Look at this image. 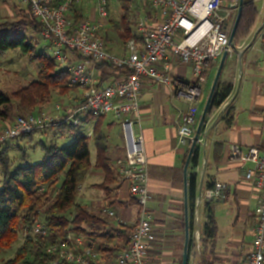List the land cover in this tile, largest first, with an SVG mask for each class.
I'll use <instances>...</instances> for the list:
<instances>
[{
	"label": "crops",
	"instance_id": "0c3cea01",
	"mask_svg": "<svg viewBox=\"0 0 264 264\" xmlns=\"http://www.w3.org/2000/svg\"><path fill=\"white\" fill-rule=\"evenodd\" d=\"M126 6L130 10L129 25L122 22L124 3L121 0L108 1L109 15L106 20L101 19L95 0H81L69 16L73 19L102 21L104 23L102 37L107 50L114 55L126 56L127 43L138 37L136 25L142 16L149 17L154 24L161 22L160 12L149 3L128 1ZM257 22L256 19L250 34L240 40L226 59L217 89L222 91L231 86V94L224 103L228 105L224 108L223 104L220 108L209 110L206 125L196 147L199 149V166L196 169L197 193L216 182L226 183L230 187L224 200L204 202L195 208L193 224L201 234L206 223L208 205L217 221L215 245L217 264H247L252 251L254 229L258 222L256 210L259 194L253 184L245 178L246 167L250 164L244 165L240 158L232 156L233 146H237L242 154H246L251 147H257L260 153L264 154V49L260 38L264 20L262 23ZM169 58L172 62V75L193 81L190 66L181 63L172 52L169 53ZM220 60L221 58L212 65L202 95L195 104L179 98L174 88L169 85L148 79L143 83L140 108L135 115L136 131L144 136L149 173L148 190L151 196L146 208L152 216L156 237L146 264H182L185 245L184 167L192 141L187 144L179 142L178 125L180 115L191 109L195 111L200 121ZM124 75L123 70L108 65L101 66L96 71V79L100 84L121 81ZM55 94L53 93L51 99L43 104L48 108L43 107L39 109L40 112H54L51 113L54 115L71 112L82 97L81 91L76 89L59 97ZM10 115L7 121L0 120V129L15 121L16 112L13 111ZM97 123L106 137L109 159L115 163L118 159L124 158L126 137L121 120L107 115L100 120L90 119L83 123L81 129L88 126L83 132L86 136L91 132L92 135L88 137L93 141ZM51 130L52 128L46 130L44 134L50 133ZM40 134L42 133L31 140L40 137ZM95 151L96 155L93 157L90 149L91 169L80 185L77 203L99 216L106 224L105 229L112 234L123 227L132 229L139 222L140 206L131 202L133 197L130 195L128 184L124 182H121L111 198H107L104 191L97 187L103 183L105 174L96 167L97 149ZM190 171L189 165L188 178ZM110 211H114L115 215L110 216ZM83 227L87 232L92 231L89 224H84ZM229 229L234 244L230 252L226 246L229 237H225L227 234L220 237L222 230L227 232ZM77 237L84 238L81 235ZM90 241L94 244L92 239ZM123 245L124 242L114 239L111 246L114 249L112 257H115ZM203 251L201 243L199 251L190 252V261L199 264ZM106 256L108 257L101 253L102 260Z\"/></svg>",
	"mask_w": 264,
	"mask_h": 264
},
{
	"label": "built area",
	"instance_id": "2783aa9c",
	"mask_svg": "<svg viewBox=\"0 0 264 264\" xmlns=\"http://www.w3.org/2000/svg\"><path fill=\"white\" fill-rule=\"evenodd\" d=\"M80 1L20 0L41 25V35L49 42L58 67L69 73L68 86L80 90L82 97L71 112L58 115L31 112L18 116L11 125L0 129V147L9 140L39 134L63 124L81 127L85 120H98L107 115L120 119L126 137V154L114 166L140 206L139 222L130 231L128 246L119 250L114 258L104 261L90 240L70 233L67 241L49 245L47 252L55 255L52 264H146L156 237L152 216L146 208L151 196L144 136L136 131L135 115L140 108L143 83L148 79L169 85L179 98L195 104L202 95L212 65L224 53L232 52L230 22L238 13L241 0H132L149 3L157 9L161 22L154 24L149 17L142 16L136 25L138 37L127 43L126 56L114 55L107 50L102 37V21L75 22L69 16L71 7ZM95 1L101 19L106 20L109 0ZM260 38L264 49V25ZM170 52L191 67L193 81L171 74ZM103 63L123 70V79L100 84L96 71ZM198 122L192 109L180 115L178 138L181 144L193 141ZM91 135V132L87 134ZM232 156L240 158L244 165L250 164L246 167L245 178L259 194L258 222L247 264H264V154L257 147L242 154L237 146H233ZM229 190L228 184L216 182L213 187L197 193L195 208L204 202L224 200ZM109 214L114 216L115 212ZM30 235L47 237L46 224L34 220ZM192 242L193 250L199 251L202 243L199 229L193 231Z\"/></svg>",
	"mask_w": 264,
	"mask_h": 264
},
{
	"label": "trees",
	"instance_id": "16d2710c",
	"mask_svg": "<svg viewBox=\"0 0 264 264\" xmlns=\"http://www.w3.org/2000/svg\"><path fill=\"white\" fill-rule=\"evenodd\" d=\"M121 1L124 3L122 22L124 25L126 23L129 25L130 10L126 4L132 0ZM74 8L75 5L71 7V11H75ZM27 9L30 25L35 26L41 35V25L32 16L30 8L27 7ZM256 19L257 11L254 2L245 0L242 18L234 38L235 45H238L241 39L250 34ZM82 20L74 19L75 22ZM24 25L23 22H17L6 23L0 27V54L15 49L28 54L31 62L36 65L37 78L28 86L19 88L12 94L0 89V120L2 121H7L10 118L8 107L12 101L17 102L20 111L26 114L35 113L37 112L36 108L47 103L53 93L65 95L70 90H75L68 86L69 73L61 70L52 56H48L44 52L35 54V44L38 42H32L28 37V32L21 30ZM104 65L112 67V65L103 63L98 68ZM231 91V86L222 91L217 89L210 110L220 108L228 100ZM86 122L87 120L83 123ZM59 128L62 133L72 132L75 135L73 142L63 147L43 146L44 161L18 167L5 182L4 187L0 189V253L11 249L18 242L23 228H27L31 232L34 220L42 221L48 230L47 237L39 238L33 237L29 232L22 246L16 250L15 256L3 264H52L55 255L47 252L48 246L59 241H67L70 233L81 235L86 240L92 239L93 245L99 253L108 255L104 261L114 258L111 255L114 250L111 246L115 238L124 242L123 248L129 244L131 229L120 228L114 235L105 229L106 224L99 216L90 213L77 203L80 185L91 169L90 138L82 132L81 128L74 125L63 124L59 125ZM32 135H25L23 138ZM93 138L97 149L96 167L105 174L103 183L97 187L104 191L107 198H111L123 179L117 172L114 162L107 155L106 137L98 123L95 126ZM1 149L2 147H0ZM3 156L4 153H1L2 161L4 160ZM198 166L199 149L196 148L191 159V171L188 178L190 233L195 230L193 223L198 189V173L196 172ZM213 185L208 187L211 188ZM131 202L138 205L134 198ZM84 224H89L92 231L87 232L83 227ZM217 233V221L208 205L206 223L202 232L204 251L199 264H217L218 257L215 249ZM192 251V245H190V252Z\"/></svg>",
	"mask_w": 264,
	"mask_h": 264
},
{
	"label": "rangeland",
	"instance_id": "374dc122",
	"mask_svg": "<svg viewBox=\"0 0 264 264\" xmlns=\"http://www.w3.org/2000/svg\"><path fill=\"white\" fill-rule=\"evenodd\" d=\"M254 6L257 11V23H262L264 20V0H257L254 2ZM236 16L237 13L230 22V29L235 22ZM17 22H23L25 25L21 27V30L28 32V37L32 42H38V44H35V54L44 52L46 55L52 56L49 50L48 42L41 37L35 26L30 25L31 22L27 6H24L20 0H0V27L6 23L14 24ZM36 78V65L31 62L28 54L22 53L19 49L9 50L6 53L0 54V89L3 92L12 94L19 88L28 86L31 82H33V80H36ZM55 96L59 97L60 94L56 92ZM43 107L46 109L48 108V106H43V104L39 105L36 108V113H45L39 111V109H43ZM8 110L10 114H12L13 111L16 112V117H14L15 119L20 115L26 114L25 112L20 111L16 101H12ZM51 113L54 112H50L48 114ZM84 127L85 128L82 127L83 130L81 129L82 132L88 129V126ZM45 131L40 134V137H36L33 140L31 139L37 134L26 136L27 138L21 137L9 140L2 147L0 154L4 153V160L2 161L0 157V189L4 187L5 182L18 167L43 162L45 159L43 146L63 147L69 145L75 139V135L72 132L62 133L59 126L52 128L51 132L48 134H44ZM116 139H118V136H116ZM90 149L93 152V157H95L96 149L93 139L90 140ZM230 231L231 229H229V231L227 230V232L222 230L220 233V237H223L225 234H227L225 237H229V243L226 245L228 246L229 252L234 245L232 242L233 235ZM29 232L30 231L27 228H23L20 232L18 242L13 245L11 249L0 253V264H3V262L15 256L16 250L22 246L25 238L29 235ZM191 245L193 246V242Z\"/></svg>",
	"mask_w": 264,
	"mask_h": 264
},
{
	"label": "water",
	"instance_id": "95a60500",
	"mask_svg": "<svg viewBox=\"0 0 264 264\" xmlns=\"http://www.w3.org/2000/svg\"><path fill=\"white\" fill-rule=\"evenodd\" d=\"M243 8H244V0H241L240 1V7L238 10L235 22H234V24L231 28V31H230V46L232 49L236 48V45L234 44V38H235V35L237 33V30H238V27H239V24H240V21L242 18ZM228 55H229V53L226 52L221 57V60H220V63H219L213 84H212V88H211L206 106H205L204 111L202 113V116L200 118L197 130H196V134L193 138L191 148H190V151H189V154H188V157L186 160V164L184 167L185 245H184V252L182 255V264H193V261L192 260L190 261V254H191L190 253V245L192 242V235L190 233V227H189L188 168H189L192 156L194 154V151L196 150L197 143L199 141V137L202 133L204 126L206 125V118H207V115L209 113L213 97L216 93V90H217V87H218V84L220 81V77L222 75V72H223L225 62H226Z\"/></svg>",
	"mask_w": 264,
	"mask_h": 264
}]
</instances>
